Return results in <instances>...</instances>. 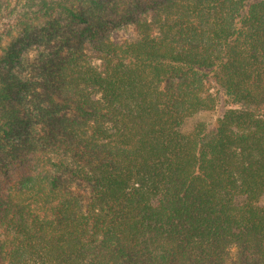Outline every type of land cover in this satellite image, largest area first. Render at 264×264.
Masks as SVG:
<instances>
[{"label": "trees", "instance_id": "trees-1", "mask_svg": "<svg viewBox=\"0 0 264 264\" xmlns=\"http://www.w3.org/2000/svg\"><path fill=\"white\" fill-rule=\"evenodd\" d=\"M15 3L0 264H264V0Z\"/></svg>", "mask_w": 264, "mask_h": 264}, {"label": "rangeland", "instance_id": "rangeland-1", "mask_svg": "<svg viewBox=\"0 0 264 264\" xmlns=\"http://www.w3.org/2000/svg\"><path fill=\"white\" fill-rule=\"evenodd\" d=\"M16 1L17 0H11V4L9 6H11L12 4L14 7L17 6L15 3ZM2 11L3 14H6L5 9H3ZM8 18L9 16H6L5 18H3V20L2 19L0 20L1 27L6 26V24L10 22ZM109 35L112 41L118 44L126 41L129 42L135 41L138 38L136 27L134 24H122L116 28H111L109 30ZM48 51H49L48 48L42 42L33 43L31 46H29L28 49L24 52V57H25L24 66L26 68V71H30L34 67H37L36 65H39L40 63L39 58L41 56H45ZM222 111L223 110L218 109L216 111L201 114L197 116L195 119H193L190 124L193 125L197 122H205L207 124H210L214 120H216L218 116L222 114Z\"/></svg>", "mask_w": 264, "mask_h": 264}]
</instances>
